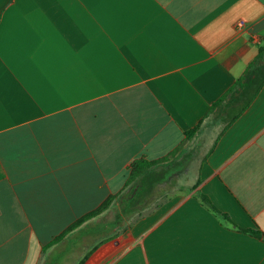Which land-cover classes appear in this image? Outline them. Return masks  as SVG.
Instances as JSON below:
<instances>
[{
    "label": "crops",
    "instance_id": "0c3cea01",
    "mask_svg": "<svg viewBox=\"0 0 264 264\" xmlns=\"http://www.w3.org/2000/svg\"><path fill=\"white\" fill-rule=\"evenodd\" d=\"M263 66L264 0H0V264H264L197 197L264 236Z\"/></svg>",
    "mask_w": 264,
    "mask_h": 264
},
{
    "label": "trees",
    "instance_id": "16d2710c",
    "mask_svg": "<svg viewBox=\"0 0 264 264\" xmlns=\"http://www.w3.org/2000/svg\"><path fill=\"white\" fill-rule=\"evenodd\" d=\"M263 52V48L260 51V55ZM260 61V58H258L252 66H256V63ZM241 82H244L246 85V90L245 92H249L251 96H249L247 104L244 108L248 107L251 102L254 100V98L260 93L261 89L264 86V66L263 67H257V69L252 68V70L249 68L246 76L242 80H238L237 86L241 84ZM231 92V90H230ZM222 101V100H220ZM195 134V129L191 130L187 133L188 139L191 138ZM181 147L176 148L173 152H171L168 156H165L163 158H160L158 160H146L145 158L137 159L135 160L129 170V175L128 179L126 181V189L127 190H134L135 187L137 186H147L148 188H145L144 190H139V192L136 194L134 198L130 200L128 203V207L125 209V214L128 215V213L136 206V202L138 200H144L149 194L150 188L154 185V182H150L148 180V174L149 172L156 168L157 166L161 165L163 162L168 161L171 157H174V155L179 152ZM198 199L201 201V203L210 211L212 212L215 216L219 218V220L222 221V223L230 229L243 232L246 234H250L251 236H254L256 238H263L262 234L259 231L255 230H250V229H243L237 226L226 214H223L220 210H218L214 204L211 202V200L203 195V194H198L197 195ZM117 199L116 196H110L108 200L103 203L98 209L95 211L85 215L84 217L80 218L78 221H76L74 224H72L67 230L64 231L63 234L60 236L56 237L49 246L55 245L62 241L69 233L72 231L76 230L80 226H82L85 222L89 221L92 218L98 217L105 211H107L115 202Z\"/></svg>",
    "mask_w": 264,
    "mask_h": 264
},
{
    "label": "rangeland",
    "instance_id": "374dc122",
    "mask_svg": "<svg viewBox=\"0 0 264 264\" xmlns=\"http://www.w3.org/2000/svg\"><path fill=\"white\" fill-rule=\"evenodd\" d=\"M120 210H121L120 204L119 205L115 204L114 207L111 206L109 208V211L107 212V214L103 216L102 220L103 221H112L114 219L116 213L119 212ZM133 217H132V215H126L124 226H128V225L130 226V224H132Z\"/></svg>",
    "mask_w": 264,
    "mask_h": 264
}]
</instances>
